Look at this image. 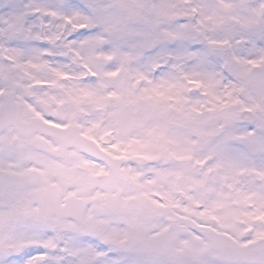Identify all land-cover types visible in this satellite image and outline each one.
Returning a JSON list of instances; mask_svg holds the SVG:
<instances>
[{"label": "snow or ice", "instance_id": "1", "mask_svg": "<svg viewBox=\"0 0 264 264\" xmlns=\"http://www.w3.org/2000/svg\"><path fill=\"white\" fill-rule=\"evenodd\" d=\"M0 264H264V0H0Z\"/></svg>", "mask_w": 264, "mask_h": 264}]
</instances>
